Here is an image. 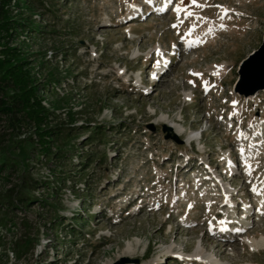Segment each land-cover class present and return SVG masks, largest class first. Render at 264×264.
I'll use <instances>...</instances> for the list:
<instances>
[{"label":"rangeland","instance_id":"374dc122","mask_svg":"<svg viewBox=\"0 0 264 264\" xmlns=\"http://www.w3.org/2000/svg\"><path fill=\"white\" fill-rule=\"evenodd\" d=\"M179 2L11 0L53 132L0 111V264H264V0Z\"/></svg>","mask_w":264,"mask_h":264},{"label":"trees","instance_id":"16d2710c","mask_svg":"<svg viewBox=\"0 0 264 264\" xmlns=\"http://www.w3.org/2000/svg\"><path fill=\"white\" fill-rule=\"evenodd\" d=\"M10 4L11 0H0V31L8 30L12 21L15 26L22 25L19 20L9 18L7 15ZM2 54L4 56L0 57V93L9 90L12 94L9 96L4 94V97H9L6 98L7 100L0 98V111L10 115L22 113L26 120L33 121L43 143V153L50 155L51 147L48 137L52 135L53 130L43 127L48 119L49 110L43 104V98L38 94L30 72L25 68V59L16 52L14 47L8 45L4 46Z\"/></svg>","mask_w":264,"mask_h":264},{"label":"water","instance_id":"95a60500","mask_svg":"<svg viewBox=\"0 0 264 264\" xmlns=\"http://www.w3.org/2000/svg\"><path fill=\"white\" fill-rule=\"evenodd\" d=\"M264 90V36L260 47L242 59L239 65V79L235 91L253 97L257 92ZM167 136L170 137L173 128L164 126ZM177 138V134H174ZM178 139V138H177ZM182 141V140H179ZM129 258H123L121 262H128Z\"/></svg>","mask_w":264,"mask_h":264},{"label":"snow or ice","instance_id":"6c2138e0","mask_svg":"<svg viewBox=\"0 0 264 264\" xmlns=\"http://www.w3.org/2000/svg\"><path fill=\"white\" fill-rule=\"evenodd\" d=\"M148 2H151V0H148ZM169 2H171V0H169ZM191 3L194 4V5H196L197 4V0H191ZM184 4H185V0H180V2L176 5L175 9H173V10L175 12H177L178 14L183 11L186 16H192L193 13L190 12V11H187V8L186 7H181ZM197 6H199V7H206L207 5H205V4H199ZM217 7L221 8L225 15L229 11V9L223 8V6H220V5H217ZM221 19H223V16L221 17ZM181 23H183V21H181ZM172 27L173 28H176L177 25L174 24V25H172ZM221 27L224 28V27H226V25L221 24ZM209 31H211V29H209ZM188 35H191V32H189ZM182 39H183V37H182ZM233 103L235 104L236 102H233ZM241 152H243V149H241ZM248 167L250 168L251 166L249 165ZM253 191H255V188L253 189ZM260 210L261 209H259V208L257 209V211H260ZM220 223L223 224L224 221H221ZM222 230H224V229H222ZM235 231L240 232V231H243V229H235ZM196 259H199V257H196Z\"/></svg>","mask_w":264,"mask_h":264},{"label":"bare ground","instance_id":"6f19581e","mask_svg":"<svg viewBox=\"0 0 264 264\" xmlns=\"http://www.w3.org/2000/svg\"><path fill=\"white\" fill-rule=\"evenodd\" d=\"M188 1V0H187ZM166 3H169V0H166ZM188 5V3H186L185 2V4L184 5H182L183 7H186ZM187 8V7H186ZM224 8H227V7H225L224 6ZM188 9V8H187ZM227 9H231V8H227ZM167 63H168V60H165L164 61V63H163V65L162 66H159L158 68H157V72H156V74H158V72H161L163 69V67L165 66V65H167ZM179 131V130H178ZM192 138L190 137V138H188L187 139V141H190ZM221 227L223 228L224 227V229L226 228V224L225 223H223L222 225H221ZM261 239V238H260ZM257 240V239H256ZM253 241V243L251 244V245H253V249H252V251L253 252H255V251H258L260 248H262V247H264V238L262 239V240H260V241ZM250 243V242H249ZM252 247V246H251ZM131 252V251H130ZM128 250H124L123 252H122V254H121V256L122 255H130L131 253H130Z\"/></svg>","mask_w":264,"mask_h":264}]
</instances>
